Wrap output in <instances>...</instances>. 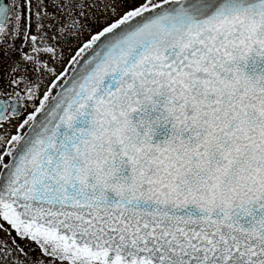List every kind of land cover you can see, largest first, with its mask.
Masks as SVG:
<instances>
[{
	"label": "snow or ice",
	"instance_id": "snow-or-ice-1",
	"mask_svg": "<svg viewBox=\"0 0 264 264\" xmlns=\"http://www.w3.org/2000/svg\"><path fill=\"white\" fill-rule=\"evenodd\" d=\"M0 264H264V0H0Z\"/></svg>",
	"mask_w": 264,
	"mask_h": 264
}]
</instances>
